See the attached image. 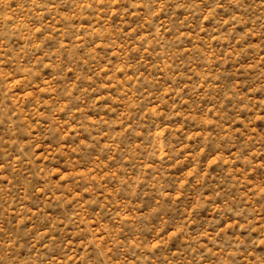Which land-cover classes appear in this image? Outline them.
Listing matches in <instances>:
<instances>
[{"label":"rangeland","instance_id":"1","mask_svg":"<svg viewBox=\"0 0 264 264\" xmlns=\"http://www.w3.org/2000/svg\"><path fill=\"white\" fill-rule=\"evenodd\" d=\"M0 264H264V0H0Z\"/></svg>","mask_w":264,"mask_h":264}]
</instances>
